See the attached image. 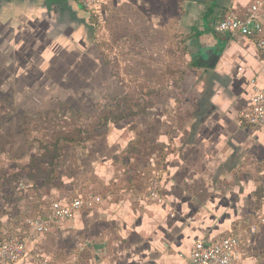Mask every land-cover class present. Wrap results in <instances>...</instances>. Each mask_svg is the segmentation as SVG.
Here are the masks:
<instances>
[{"label":"crops","instance_id":"1","mask_svg":"<svg viewBox=\"0 0 264 264\" xmlns=\"http://www.w3.org/2000/svg\"><path fill=\"white\" fill-rule=\"evenodd\" d=\"M168 1L105 0L88 10L80 0H0V106L13 105L23 90L52 87L56 73L66 74L69 67L91 64V52L100 67L102 35L111 39L116 56L139 49L144 59L166 51L169 56L167 40L188 50L177 93L142 100L148 105L143 112L74 148L81 172L87 168L96 177L92 187L102 201L43 232L23 216H47L53 201L88 194L73 196L74 178L64 173L68 156L56 168L66 188H48V178L39 180L30 170L40 165L48 174L44 149L25 136L8 135L2 120L11 116L0 109V232L27 244L25 258L11 264H37L41 258L55 264H187L197 240L213 244L258 220L264 123L252 124L249 113L253 84L264 87V31L215 30L227 13L244 14L255 0ZM90 15L99 29L105 22L101 37ZM260 21L264 27V7ZM214 55L218 59L209 63ZM162 66L173 72L172 62ZM156 178L163 202L146 194ZM239 253L236 264H264V225L245 235Z\"/></svg>","mask_w":264,"mask_h":264},{"label":"rangeland","instance_id":"2","mask_svg":"<svg viewBox=\"0 0 264 264\" xmlns=\"http://www.w3.org/2000/svg\"><path fill=\"white\" fill-rule=\"evenodd\" d=\"M94 18L96 17L89 16L91 24L96 23L98 36L101 37V32H105V22H103L99 29L98 22ZM102 38V52L104 53L102 54V65L100 67L95 65V60L98 61L99 57L94 56L93 52H91L93 60L91 64L84 67L83 63H81V65L78 64L74 68L70 69L69 67V71L66 74L56 73V79L52 87L47 89L41 86L33 90H23L20 96L15 99V104L2 103L6 107L4 109L3 106H0V109L6 116H11L6 122L1 119L4 125L5 123L7 124L5 130H7L8 135L17 134L18 136H25L26 139L30 138L33 140V143L38 145L41 142L45 143L47 137L50 136L51 139L59 131L74 133L76 137L80 136L82 138V141L70 140L68 142L66 140V146L59 148L61 154H63L62 156H68L66 157V162L69 166L65 169L64 173L74 178L72 186L73 196L96 192L92 187L97 183L96 177L87 168L83 169L82 172L84 173L81 172V169L78 168L80 166H78V159L74 153V148L84 145L87 137L89 138L88 140L96 137L97 132L94 128L103 109L108 108L119 97L127 93H130L134 100H156L159 97L157 93L174 95L178 92V83L184 76V70L187 68L181 62L183 61L182 53L183 58H185V54L188 52L186 48L184 49V45H175V43L168 42L169 40H167V45L171 49L168 51L169 56H166V51L165 56L161 54L156 56L155 54V56L144 59L139 51L140 49L134 55H131L132 57L125 53L127 50H123L124 53L116 56L110 50V46H113L111 39L107 40V35H102ZM175 55H177L176 62L174 60ZM171 62L173 64L171 68L173 72H166L162 65L169 67ZM176 64H179V66H176ZM80 69H83L84 72H81ZM167 82L172 84L168 90L164 88ZM148 87H150L149 90ZM73 113L77 116L82 115L83 118L81 119H86V121H83V125L80 124L83 126L82 131L74 129L79 126H73V122L67 123V118L73 116ZM134 123L136 130H139L138 123ZM70 138H73V136L70 135ZM138 140H136V145L134 144V146H137ZM139 144H142V142L139 141ZM140 155L144 157L145 154L141 153ZM60 161L59 159L55 166L50 165L48 174L41 172L44 169L40 165H37L36 170L30 171L37 172V177L43 183L50 177L47 187H54L62 191L66 186H64L62 181L61 171L56 170L60 165ZM86 162L87 167L90 168V164H88V161ZM26 172L25 174H27ZM57 202L62 203L60 200L53 201L49 211ZM23 217L26 224L32 227L33 225L29 223V220L39 218L30 216V213H27ZM0 223H2L1 218ZM14 235L9 234L8 236V234L0 232V243Z\"/></svg>","mask_w":264,"mask_h":264},{"label":"built area","instance_id":"3","mask_svg":"<svg viewBox=\"0 0 264 264\" xmlns=\"http://www.w3.org/2000/svg\"><path fill=\"white\" fill-rule=\"evenodd\" d=\"M88 10H94L105 0H80ZM264 7V0H255L249 10L244 14L238 12L227 13L217 24L215 30L218 33H236L244 35L261 34L264 31L260 21V11ZM264 45V40L261 42ZM242 68H239L241 71ZM240 73V72H239ZM254 95L252 97V108L249 113V120L252 124L261 125L264 123V87L253 84ZM161 180L153 179L147 186V196L157 202H163L161 193ZM102 201V197L94 193L86 197H77L68 203H55L46 217L30 219L29 223L39 231L48 230L50 224L62 219H70L76 216L83 207H94ZM264 225V196L261 200V212L256 222L248 224L234 234L222 237L216 243L207 244L203 239L196 241L192 247L187 264H236L240 259L239 248L243 244L246 234H255ZM27 254L25 240L16 237H9L0 243V263L11 264L22 260ZM37 264H55L47 259H39Z\"/></svg>","mask_w":264,"mask_h":264},{"label":"trees","instance_id":"4","mask_svg":"<svg viewBox=\"0 0 264 264\" xmlns=\"http://www.w3.org/2000/svg\"><path fill=\"white\" fill-rule=\"evenodd\" d=\"M136 100H134L133 96L130 95V93H127L119 97L117 101L114 104L108 106V108H104L102 113L100 114V118L97 124H95L94 129H96L97 132L95 138L103 137L108 134L112 123L124 120L125 118L135 117L143 112L146 108H148L147 101L143 102L142 100ZM81 118H83L82 115L77 116L75 113H73V116L67 118V123L73 122V126H79L74 129L82 131L83 126H81L80 124L83 125V121H86V119ZM70 135H72L73 138H70ZM57 136L59 137L56 139ZM88 139L89 138L87 137L86 140ZM66 140H68V142L70 140L82 141V138L80 136L76 137L74 133L59 131L54 137L51 138L49 143L41 142L40 147L45 151L42 154L41 158L44 157L49 160L51 165H55L63 155L61 154V150H59V148L66 146ZM48 179L50 181V177H48Z\"/></svg>","mask_w":264,"mask_h":264},{"label":"water","instance_id":"5","mask_svg":"<svg viewBox=\"0 0 264 264\" xmlns=\"http://www.w3.org/2000/svg\"><path fill=\"white\" fill-rule=\"evenodd\" d=\"M208 54H210V51L208 52ZM218 59V56L217 55H214L212 56L210 59H209V63H212L214 61H216ZM94 247L98 250H101L103 248V245H94Z\"/></svg>","mask_w":264,"mask_h":264}]
</instances>
